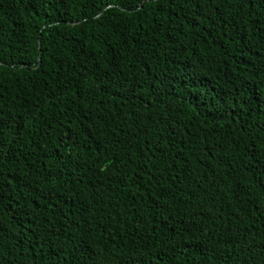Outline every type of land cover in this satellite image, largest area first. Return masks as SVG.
<instances>
[{
	"label": "trees",
	"instance_id": "obj_1",
	"mask_svg": "<svg viewBox=\"0 0 264 264\" xmlns=\"http://www.w3.org/2000/svg\"><path fill=\"white\" fill-rule=\"evenodd\" d=\"M0 264H264V0H0Z\"/></svg>",
	"mask_w": 264,
	"mask_h": 264
}]
</instances>
